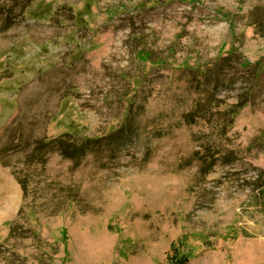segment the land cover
Returning a JSON list of instances; mask_svg holds the SVG:
<instances>
[{"label":"rangeland","instance_id":"374dc122","mask_svg":"<svg viewBox=\"0 0 264 264\" xmlns=\"http://www.w3.org/2000/svg\"><path fill=\"white\" fill-rule=\"evenodd\" d=\"M26 2H0V264H264V0ZM125 121L115 160L33 158ZM207 147L236 160L201 176Z\"/></svg>","mask_w":264,"mask_h":264},{"label":"trees","instance_id":"16d2710c","mask_svg":"<svg viewBox=\"0 0 264 264\" xmlns=\"http://www.w3.org/2000/svg\"><path fill=\"white\" fill-rule=\"evenodd\" d=\"M1 1L3 0H0V2ZM31 2H33V0H27V2L21 6V12L14 15V17L16 18L22 15L23 11L30 6ZM149 58L150 56L148 57V59ZM214 98L215 95L213 94L210 98L209 104L215 103L216 99ZM247 98L248 94H243L236 104L230 106V108L228 107L226 111L222 112L227 123H230L232 120H228L229 116H232L233 118L234 115L238 114L239 111L246 106L248 102ZM130 106V108H132L133 104H131ZM205 106L206 105H202V103L196 104L195 108L184 116V120H186L188 124L195 123L197 115L203 113ZM203 118L205 119V117ZM130 122L131 121H125L124 125L121 128L117 129L107 136H103L100 138L78 140L72 138L70 134H65L55 139L39 140L35 143L33 158L38 160L37 163L44 164L46 163L47 157L49 155L59 154L62 158L70 160L76 166H79L89 155H95L99 157L100 154H106L105 152H108L107 158H109L110 160H115L118 158L121 150L126 146V140L130 138L135 131ZM217 126L220 132H224L225 127L223 124H217ZM104 141H106L107 143V150L103 148ZM220 155V152H210L209 148L207 147L206 156L205 158L201 159V164L199 165V174L201 176H207L208 174H210L216 166L217 162L220 160ZM221 156L224 158L225 164H232L236 160L231 151H227ZM32 162L34 161L32 160ZM257 188L258 190H260V192L264 193V181L261 182ZM182 247V242H177L173 245V255L169 257V264L189 263V257L184 253V251H182Z\"/></svg>","mask_w":264,"mask_h":264}]
</instances>
